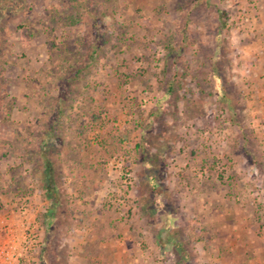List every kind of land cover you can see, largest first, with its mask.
<instances>
[{"label": "rangeland", "instance_id": "obj_1", "mask_svg": "<svg viewBox=\"0 0 264 264\" xmlns=\"http://www.w3.org/2000/svg\"><path fill=\"white\" fill-rule=\"evenodd\" d=\"M263 47L264 0H0V220L36 264H264Z\"/></svg>", "mask_w": 264, "mask_h": 264}, {"label": "built area", "instance_id": "obj_2", "mask_svg": "<svg viewBox=\"0 0 264 264\" xmlns=\"http://www.w3.org/2000/svg\"><path fill=\"white\" fill-rule=\"evenodd\" d=\"M3 218L0 234V264H36V250L42 246V237L29 227L16 231Z\"/></svg>", "mask_w": 264, "mask_h": 264}, {"label": "crops", "instance_id": "obj_3", "mask_svg": "<svg viewBox=\"0 0 264 264\" xmlns=\"http://www.w3.org/2000/svg\"><path fill=\"white\" fill-rule=\"evenodd\" d=\"M259 59L258 60H263L264 59V47L261 48V50L259 51ZM264 61V60H263ZM261 65H260V69H261ZM258 68V67H257ZM7 224H9L11 227H13L16 231L20 230V227L23 225V223H17L15 220H5ZM0 222H3V218L2 220H0ZM1 224V223H0ZM2 225V224H1Z\"/></svg>", "mask_w": 264, "mask_h": 264}, {"label": "trees", "instance_id": "obj_4", "mask_svg": "<svg viewBox=\"0 0 264 264\" xmlns=\"http://www.w3.org/2000/svg\"><path fill=\"white\" fill-rule=\"evenodd\" d=\"M50 184H48L47 185V188L49 189V186ZM45 242H44V245H43V247H42V252H41V259H42V264L44 263V261H46L45 260V256L43 255L44 253H45V249H46V247H47V242H48V240L47 239H45L44 240Z\"/></svg>", "mask_w": 264, "mask_h": 264}]
</instances>
